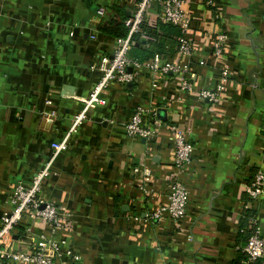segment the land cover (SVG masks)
Listing matches in <instances>:
<instances>
[{
	"label": "crops",
	"instance_id": "0c3cea01",
	"mask_svg": "<svg viewBox=\"0 0 264 264\" xmlns=\"http://www.w3.org/2000/svg\"><path fill=\"white\" fill-rule=\"evenodd\" d=\"M183 1L191 50L169 59L186 68L191 90L181 91L174 73L141 66L127 88L110 83L104 103L70 131L78 97L93 86L113 40L98 27L116 10L130 14L136 0H0V215L12 208V186L27 183L51 143L66 137L39 189L42 200L60 207L65 226L51 229L24 215L6 251L27 250L43 233L78 255L67 264H228L249 230L244 206L264 236V190L252 201L244 191L257 171L264 188V0ZM158 3L150 2L144 24L157 21ZM216 33L226 40L215 57ZM136 38L148 48L150 36ZM218 82L217 101L198 99ZM135 105L152 109L151 139L124 133ZM169 125L192 147L178 172L185 212L177 223H150L142 219L165 203L173 173ZM140 165L149 169L145 179L131 171Z\"/></svg>",
	"mask_w": 264,
	"mask_h": 264
},
{
	"label": "built area",
	"instance_id": "2783aa9c",
	"mask_svg": "<svg viewBox=\"0 0 264 264\" xmlns=\"http://www.w3.org/2000/svg\"><path fill=\"white\" fill-rule=\"evenodd\" d=\"M153 0H136L135 7L129 16L124 20L127 27L126 34L123 37H114L108 54L100 56L95 69L98 76L93 86L87 91L83 97H78L82 106L80 110L73 115L70 131L85 118L86 111L94 104H103V95L110 83L117 84L120 88L125 89L134 81L138 68L144 66L149 71L158 72L163 75L174 73L179 79V87L181 91H190V83L186 80L185 70L183 66L172 62L170 59L161 60L157 55L152 57L145 63H138L130 56L129 50L132 43V35L137 32L140 22L144 19L148 5ZM159 11L158 18L162 21L170 22L176 25L180 30L178 46L175 51L177 55H186L190 52L191 46L186 37V29L189 24V18L185 13L182 5L183 0H158ZM98 14L102 13L101 8L97 10ZM226 36L223 33H216L211 40L212 55L219 56L222 52L223 44ZM225 75V69L221 70ZM222 76V77H223ZM223 79V78H221ZM155 84H152L154 87ZM222 83L218 82L210 89H200L197 92L198 99L207 102H215L219 99ZM64 96L71 95L66 91H61ZM152 109H143L139 105L132 108L129 119L123 124L124 133L130 137H139L143 139H151L153 130L146 123V117L150 115ZM151 116V115H150ZM173 144V173L169 176L168 190L166 193V201L158 205L150 211L142 220L155 223L162 218L167 217L173 223H177L182 219L185 212L187 200V190L179 179L178 172L186 164L191 156V145L186 141L182 130L169 125ZM66 137L52 142L51 155L43 162L27 183L18 182L12 186L10 191V201L12 208L9 212L0 215V260L3 258L18 261L21 264H67L68 260L78 259V255L69 248H61L60 243L43 233H39L33 241L31 248L27 250H11L6 251V245L11 239L13 229L20 223L22 217L27 215L32 218H40L47 222L51 229L65 226L61 209L50 201H44L39 196V189L42 181L51 174L52 157L60 150L64 149ZM134 173H139L142 179L149 174L146 167L134 166L131 168ZM263 188V174L260 171L254 173L252 178L246 183L244 191L247 199L252 201L257 198ZM133 219H138V215H133ZM254 224L253 229L248 235L241 250L246 256V260L253 261L264 257V236L257 229L255 220H251ZM28 230V229H26Z\"/></svg>",
	"mask_w": 264,
	"mask_h": 264
},
{
	"label": "trees",
	"instance_id": "16d2710c",
	"mask_svg": "<svg viewBox=\"0 0 264 264\" xmlns=\"http://www.w3.org/2000/svg\"><path fill=\"white\" fill-rule=\"evenodd\" d=\"M128 16L129 13L124 14V12L116 10V14H114L113 17L106 19L105 22L98 27V29L102 31V33L110 35L112 38L123 37L127 31V27L124 25V20ZM139 32H144V34L151 37L148 48L138 47V44L142 42L140 39L136 38ZM180 35L181 33L179 28L170 22L162 21L158 18L154 24L146 25L142 20L138 26L137 32H135L131 38L133 41L137 42L130 47V51L132 53L131 57H133V59L138 63L147 62L152 55H157L160 59H169V57L173 55L177 49ZM243 217L249 221V230L247 235H245L242 245L245 243L254 226L251 221L253 216L245 206L243 208ZM242 245L239 247L235 258L228 264H260L261 258L253 261L246 260V256L241 250Z\"/></svg>",
	"mask_w": 264,
	"mask_h": 264
}]
</instances>
